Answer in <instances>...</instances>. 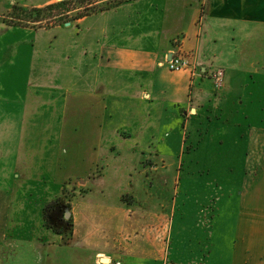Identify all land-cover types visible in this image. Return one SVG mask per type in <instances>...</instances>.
Segmentation results:
<instances>
[{
    "label": "crops",
    "instance_id": "obj_1",
    "mask_svg": "<svg viewBox=\"0 0 264 264\" xmlns=\"http://www.w3.org/2000/svg\"><path fill=\"white\" fill-rule=\"evenodd\" d=\"M7 1L41 7L56 0ZM18 28L24 30L12 32L36 34L30 41L34 51L56 41L60 55L67 56L60 80L51 81L45 72L32 83L57 87L68 118L79 115L82 125L87 118L90 127L79 137L69 134L68 148L83 151L84 162L67 165L57 191L35 215L23 205L16 208L23 215L18 223L2 218L0 264H98L99 257L121 258L125 264L172 260L168 193L151 183L152 176L145 173L148 164L136 157V150H154L153 168H161L156 180L164 182L167 168L189 160L168 145L189 133L195 122L187 117L190 113H207L209 163L221 160L218 149H240L243 164L257 167L219 205L211 221L208 264H264V0H123L63 26ZM48 31L51 37L40 39L45 35L40 32ZM177 43L193 55V75L189 69L173 71L162 64ZM31 47H23V54H30ZM19 50L11 53L18 57ZM16 63L20 67L14 72L6 63L0 72L3 85L15 93L12 103L0 89V129L2 113L39 109L34 104L41 94L35 90L24 96L29 80L22 57ZM217 68L224 70L220 90L208 76ZM190 128L200 132L199 127ZM202 140L191 150H201ZM175 178L182 187L184 177ZM74 179L83 181L84 192L70 200L72 229L64 238L46 224L43 206L61 196L65 183Z\"/></svg>",
    "mask_w": 264,
    "mask_h": 264
},
{
    "label": "rangeland",
    "instance_id": "obj_2",
    "mask_svg": "<svg viewBox=\"0 0 264 264\" xmlns=\"http://www.w3.org/2000/svg\"><path fill=\"white\" fill-rule=\"evenodd\" d=\"M58 1L60 0L55 2ZM88 1L92 2L93 0H86L83 5H86ZM112 1L118 0H98L97 5L105 7L108 5L107 3ZM13 5L7 0H0V72L5 63L10 67L13 65L12 70L14 72L16 65L18 68L20 67V64L16 63L18 57H22V65L26 69L25 79L29 80L24 86V96L27 93L33 95L35 90H38L41 96L39 101L34 104L39 108L37 113H2V116H5L2 121H5V123L0 129V222L3 217L8 218L9 221L11 218H15L10 224L18 223L17 218L23 216L19 211H16L18 207L23 209V205L33 209L35 215L37 207L43 203L45 198L57 191L61 179L69 170L67 165L70 162L76 164L84 162L82 160L83 151L79 149L70 150L67 139L70 133L73 137H79V132H85L90 127L87 118H85L83 125L79 123V115H75L71 119L68 118V113H64V103L62 102L61 93L56 90L57 87L37 88L32 83L39 73L45 72H47L51 81L61 79V74L65 72L63 59L67 56L60 55V48L55 45L56 41L50 43V45H45L47 49L34 51L30 41L33 40L35 33L12 32V29H22L18 28V26L23 27L22 25L36 30H44L54 27L55 25L50 24L54 21H58L59 24L57 25L60 26L69 24L72 20L68 19L73 18L78 9L75 8V10L70 11L67 17L51 20L43 19L38 22L31 20L18 22L10 17V15H13ZM81 5L76 2L74 7L79 8ZM55 13L53 12V14ZM14 23L15 25H12ZM10 26L16 27L10 28ZM6 28L7 32H5ZM51 32H40L45 34L41 35L40 39L44 37L49 39ZM25 46L31 47L28 48L31 52L28 55L27 53L23 54V47ZM16 48L20 49L18 57L11 53L12 49L15 52ZM48 57L50 60H48ZM217 70L223 71L224 81V70L221 68L208 71V76L214 81L213 74ZM262 73L264 76V71ZM3 83L4 81L0 77V89L3 91L4 88L5 96L13 103L15 93L12 92V87L3 85ZM213 84L216 90L221 89L222 84L218 87L215 86V83ZM198 115L203 117L195 119ZM206 115L207 113H190L187 116L188 118L194 117L191 121L195 122L189 125V133L182 134L183 149L180 148L183 143L180 138L173 147L168 145V149H175L176 153L179 151L180 157L190 161L187 160L177 166L166 167L169 170L166 172L163 170L166 177L164 182L156 180L161 168H153L154 150L150 148L136 150V157L141 158L140 156H142L146 160L145 164H148L149 171L145 173H150L152 176L151 183L154 185L161 184L168 193L167 242L169 253L172 252L173 259L167 260L165 264H208L207 254L210 239L213 236L211 221L217 213L219 205L234 190H240L250 177L256 173V166L243 164V151L240 149L232 151L218 149L215 154L221 160L215 164L208 162V157H210L208 148L211 143L206 140L204 135L208 121ZM190 127H199L200 132H191ZM76 128H78V131ZM77 133L78 135H76ZM123 134L122 131L120 135ZM201 139H204L202 140V146H200L201 150H191L195 144L198 145ZM124 151H122L123 157L126 154ZM193 159L197 163H192ZM230 160L234 162L230 163ZM150 164L151 166H149ZM65 167L66 171L64 170ZM178 175L184 177L180 188V182L175 178ZM158 187L161 186L156 187L157 192H159ZM182 191L185 192L184 195L181 194ZM83 192V181L74 179L65 183L61 196L48 202L58 201L59 206H61L62 217L69 220L64 227L58 228L59 231L61 229L60 232L64 234V238H68L71 231L70 216H65L67 212H70V200L74 196H80ZM137 195L139 196V193ZM124 197L130 198L128 195ZM48 203L46 202L43 208ZM6 211L8 214H5ZM25 211L24 216L28 215V210ZM31 216H33V213H31ZM174 221L175 224H173ZM123 263L125 264L124 261Z\"/></svg>",
    "mask_w": 264,
    "mask_h": 264
},
{
    "label": "trees",
    "instance_id": "obj_3",
    "mask_svg": "<svg viewBox=\"0 0 264 264\" xmlns=\"http://www.w3.org/2000/svg\"><path fill=\"white\" fill-rule=\"evenodd\" d=\"M78 2L79 4H82L79 8L74 7V4ZM86 2V0H60L58 2H53L50 4H47L45 6H41V7H24V6H20V5H13L14 11H13V15H10V17L12 19L19 21H24V20H31L34 22H38V21H42L43 19H57L59 17H67V14L70 13V11H73L78 9L77 14L68 20H77L85 15L100 11V10H104L109 8L110 6L115 5L118 2H121V0L118 1H112L107 3L108 5L103 7V6H98V0H93L92 2H87L86 5H83V3ZM69 6H71V8H69ZM81 10V11H79ZM53 12H56L55 14H53ZM20 24V23H19ZM18 24V25H19ZM51 25H57L59 24L58 21H54L50 23ZM11 25V24H10ZM12 25H15L12 24ZM22 25V24H20ZM50 25V26H51ZM23 27H26L25 25H22ZM61 206H59L58 201H52L50 203H48L47 205H45V207L43 208V216L45 218L46 224L49 227H52L54 229V227H56L54 230L57 232H60L58 228L60 227H64V225L68 224L69 220L68 219H64L62 217V213H61ZM54 221V222H52ZM70 224H71V229H72V222L70 220ZM69 235H71V231L69 233Z\"/></svg>",
    "mask_w": 264,
    "mask_h": 264
},
{
    "label": "built area",
    "instance_id": "obj_4",
    "mask_svg": "<svg viewBox=\"0 0 264 264\" xmlns=\"http://www.w3.org/2000/svg\"><path fill=\"white\" fill-rule=\"evenodd\" d=\"M192 54L185 52L179 43L175 44V47L170 51L169 56L162 62L168 69L173 71H180L183 69H189L192 75L195 72V65L193 63ZM215 86L218 87L223 81V71L217 70L213 74ZM97 260L98 264H124L119 258L101 257Z\"/></svg>",
    "mask_w": 264,
    "mask_h": 264
},
{
    "label": "water",
    "instance_id": "obj_5",
    "mask_svg": "<svg viewBox=\"0 0 264 264\" xmlns=\"http://www.w3.org/2000/svg\"><path fill=\"white\" fill-rule=\"evenodd\" d=\"M67 215H69V212H67V213L65 214V216H67Z\"/></svg>",
    "mask_w": 264,
    "mask_h": 264
}]
</instances>
